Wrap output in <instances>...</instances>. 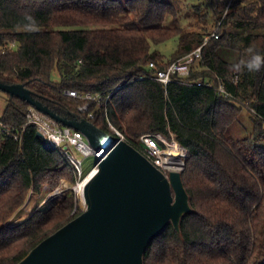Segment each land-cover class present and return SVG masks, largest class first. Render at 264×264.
<instances>
[{
	"label": "trees",
	"instance_id": "trees-1",
	"mask_svg": "<svg viewBox=\"0 0 264 264\" xmlns=\"http://www.w3.org/2000/svg\"><path fill=\"white\" fill-rule=\"evenodd\" d=\"M204 1L214 7L219 37H210L214 30L206 25L182 28L167 0H0V81L22 83L68 119L107 131L109 117L134 140L176 134L189 151L182 176L193 210L179 230L170 222L154 238L145 264H264V67L231 70L249 48L264 55V0ZM175 35L170 57L153 49ZM201 44V56L181 77L189 83L165 86L151 78ZM199 79L213 86L190 83ZM221 84L230 95L217 89ZM70 89L110 100L93 102L90 118L80 110L84 98L65 94ZM30 106L9 94L0 119V264H17L83 212H75L70 189L57 205L11 222L30 192L43 194L62 178L77 181L73 164L27 123ZM243 109L254 129L238 139L228 130Z\"/></svg>",
	"mask_w": 264,
	"mask_h": 264
},
{
	"label": "water",
	"instance_id": "water-1",
	"mask_svg": "<svg viewBox=\"0 0 264 264\" xmlns=\"http://www.w3.org/2000/svg\"><path fill=\"white\" fill-rule=\"evenodd\" d=\"M0 90L84 132L96 152L106 151L83 186L86 209L41 240L17 264H145L144 254L154 238L170 222L180 229L182 216L193 210L182 171L166 175L126 140L88 119L58 115L22 83L0 81Z\"/></svg>",
	"mask_w": 264,
	"mask_h": 264
},
{
	"label": "built area",
	"instance_id": "built-area-1",
	"mask_svg": "<svg viewBox=\"0 0 264 264\" xmlns=\"http://www.w3.org/2000/svg\"><path fill=\"white\" fill-rule=\"evenodd\" d=\"M219 37L218 28L214 30L210 37ZM202 46L196 47L191 52L186 55L174 60L167 68L157 70L151 78L162 82L167 86L171 82H185L181 77L188 76L191 72V63L198 57L201 56ZM150 67H155V62L149 63ZM138 79H143L144 75L137 77ZM191 84L207 85L213 86L209 81L202 79L191 81ZM221 93L230 95V92L226 87L221 84L217 87ZM65 94L73 97H81L86 100L84 104L80 106L82 112H88V116L93 118L95 113L90 111V106L93 102H97L99 105L102 103H108L110 100V95L102 96L100 93L86 92L84 94L79 93L77 90L70 89L66 90ZM27 123H31L37 126L39 132L42 133L47 143L59 150L74 166L77 173V181L73 184L71 189L76 193L77 198L81 201L84 199L80 193V186L83 184L86 176L95 168H98L99 160L102 157L101 154L105 149H101L96 152L95 148L89 141L87 135L77 130L73 127H69L56 121L49 115L39 111L33 106H30L27 113ZM107 125L110 134L117 137L119 140H126L138 150H140L153 164L160 168L166 175H169L171 171H183L185 168V160L189 155V151L185 146H183L178 140L176 134L171 132L174 141H169L164 133L153 132V133H143L137 139H131L125 129H121L115 125L109 117H107ZM176 145V146H172ZM175 147L177 151H174ZM83 156H94L97 161L87 170L83 167ZM46 189H51L49 186H45ZM55 197V194L51 192L46 199L40 203V208L42 204L48 200ZM85 203V202H84ZM86 209V203L85 208ZM83 210V211H84Z\"/></svg>",
	"mask_w": 264,
	"mask_h": 264
},
{
	"label": "rangeland",
	"instance_id": "rangeland-1",
	"mask_svg": "<svg viewBox=\"0 0 264 264\" xmlns=\"http://www.w3.org/2000/svg\"><path fill=\"white\" fill-rule=\"evenodd\" d=\"M121 3H124L125 0H119ZM171 2L177 9L179 23L182 28L186 30H199L202 29L203 25L209 27V31H213L218 28L216 21L217 15L214 14V7H209L207 1L204 0H167ZM204 14L207 17L204 18L205 20L201 19L199 14ZM172 22V17L169 16L166 18L165 23L170 24ZM179 43V36L175 35L172 38L161 42L159 44H153V49H158L162 53L165 54L166 57H170L172 53L176 50ZM16 46V45H15ZM56 77L58 73L55 72L54 74ZM9 94L5 91L0 90V119L4 114V110L8 103ZM254 129V123L251 114L246 110L243 109L240 112L239 118L230 126L228 130V135L234 138H242L249 133H251ZM109 131V129H107ZM169 141L173 140V135L170 136L164 134ZM83 167L84 170L87 171L96 161L97 159L94 156H83ZM186 161V160H185ZM45 186H49V189L45 188L43 194L30 192L27 200L25 201L22 208L16 213L14 218L11 220L12 223L20 222L26 218H28L36 209H39L40 203L44 199L48 197V195L53 192L55 197L48 200L42 206L41 209H46L51 205H57L60 201L61 196L66 193L68 190L71 189L73 184L66 178H62L58 185L55 187H51L50 185L46 184ZM76 206L74 208L75 212L78 209L84 210L85 208V201H81L76 196ZM74 212V211H73ZM72 212V213H73ZM1 226V224H0Z\"/></svg>",
	"mask_w": 264,
	"mask_h": 264
},
{
	"label": "clouds",
	"instance_id": "clouds-1",
	"mask_svg": "<svg viewBox=\"0 0 264 264\" xmlns=\"http://www.w3.org/2000/svg\"><path fill=\"white\" fill-rule=\"evenodd\" d=\"M247 51L248 58H242L238 63L233 64L231 66L232 71L241 73L246 69L248 72H259L264 67V55L255 52L252 48Z\"/></svg>",
	"mask_w": 264,
	"mask_h": 264
},
{
	"label": "bare ground",
	"instance_id": "bare-ground-1",
	"mask_svg": "<svg viewBox=\"0 0 264 264\" xmlns=\"http://www.w3.org/2000/svg\"><path fill=\"white\" fill-rule=\"evenodd\" d=\"M173 147L176 146V145H172ZM174 151H177V148L175 147ZM106 151H103L101 154L104 155ZM96 168L94 170H92L90 173H88V175L86 176L83 184L80 186V193H81V196L83 198V186L84 184L95 174L96 172Z\"/></svg>",
	"mask_w": 264,
	"mask_h": 264
}]
</instances>
